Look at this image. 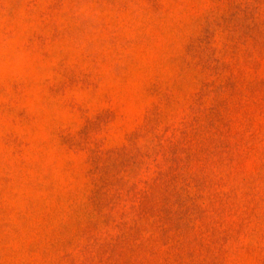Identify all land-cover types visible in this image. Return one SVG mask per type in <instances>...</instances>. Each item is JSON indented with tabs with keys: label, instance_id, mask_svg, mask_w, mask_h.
<instances>
[{
	"label": "rangeland",
	"instance_id": "374dc122",
	"mask_svg": "<svg viewBox=\"0 0 264 264\" xmlns=\"http://www.w3.org/2000/svg\"><path fill=\"white\" fill-rule=\"evenodd\" d=\"M0 264H264V0H0Z\"/></svg>",
	"mask_w": 264,
	"mask_h": 264
}]
</instances>
